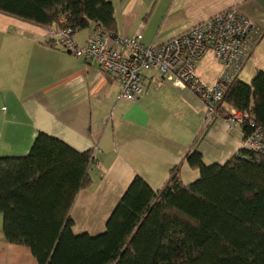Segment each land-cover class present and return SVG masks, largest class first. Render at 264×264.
Here are the masks:
<instances>
[{
	"label": "crops",
	"instance_id": "1",
	"mask_svg": "<svg viewBox=\"0 0 264 264\" xmlns=\"http://www.w3.org/2000/svg\"><path fill=\"white\" fill-rule=\"evenodd\" d=\"M108 1L115 34L141 33L144 45L165 43L235 8L263 30L238 78L248 83L256 70L264 72V0ZM91 30L75 34L78 47ZM49 40L47 30L0 14V158L24 157L39 132L77 152L98 149L92 184L77 194L69 213L74 235L102 233L135 177L158 191L177 167L181 183L189 186L199 178L184 160L189 151H198L206 165H223L244 148L241 131L229 130L224 117L205 123V108L190 90L157 84L159 75L146 72L142 96L118 100L116 80ZM198 69L213 74L205 61ZM0 264H38L28 247L5 241L1 215Z\"/></svg>",
	"mask_w": 264,
	"mask_h": 264
},
{
	"label": "trees",
	"instance_id": "2",
	"mask_svg": "<svg viewBox=\"0 0 264 264\" xmlns=\"http://www.w3.org/2000/svg\"><path fill=\"white\" fill-rule=\"evenodd\" d=\"M0 14L74 36L89 26L116 35L108 0H0ZM220 108L246 112L264 138V72L248 83L236 77ZM184 160L199 171L194 183L184 186L177 167L158 191L135 177L102 233L74 235L69 213L92 184L93 150L39 132L24 157L0 158L3 237L28 247L38 264H264V155L242 148L206 165L192 150Z\"/></svg>",
	"mask_w": 264,
	"mask_h": 264
},
{
	"label": "built area",
	"instance_id": "3",
	"mask_svg": "<svg viewBox=\"0 0 264 264\" xmlns=\"http://www.w3.org/2000/svg\"><path fill=\"white\" fill-rule=\"evenodd\" d=\"M47 34L62 50L93 62L99 72L116 80L120 85L118 100L136 101L145 91L144 74L156 73L157 84L168 82L198 97L205 108L207 125L224 117L229 130L241 131L244 125L253 128L250 135L242 134L243 147L264 155V138L249 115L220 108L228 86L239 76L263 35V30L237 9L223 11L159 45L142 44L141 33L110 35L100 26L91 30L83 47L77 46L71 28H52ZM203 61L213 74L199 72ZM212 64L217 65L216 70ZM97 152L93 149L94 164Z\"/></svg>",
	"mask_w": 264,
	"mask_h": 264
}]
</instances>
